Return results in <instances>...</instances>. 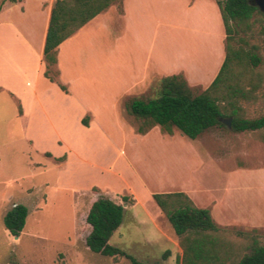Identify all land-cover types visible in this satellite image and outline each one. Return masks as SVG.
Returning <instances> with one entry per match:
<instances>
[{
  "label": "rangeland",
  "instance_id": "1",
  "mask_svg": "<svg viewBox=\"0 0 264 264\" xmlns=\"http://www.w3.org/2000/svg\"><path fill=\"white\" fill-rule=\"evenodd\" d=\"M174 1L143 0L141 10L129 12L126 26L63 49V68L55 65L51 74L58 71L66 90L44 77L45 61L39 77V45L26 52L9 34L0 36V264H133L86 246L85 215L101 195L118 202L128 197L113 244L145 264H182L179 237L152 193L148 197L152 189L182 185L226 228L223 238L235 250L246 251L254 236L264 239L262 133L236 132L227 125L206 129L195 139L159 125L141 133L140 120L127 110L133 97L148 99L160 90L161 78L155 77L127 92L131 70L138 69L150 47L171 69L179 63L176 47L193 38L168 23ZM251 22V30L240 33L244 39L233 43L261 57L260 85L252 98L239 100L240 114L255 118L264 115V13L254 14ZM215 67V62L191 64L203 79ZM187 81L195 93L211 83ZM89 112L97 114L93 125ZM194 152L203 156L197 159ZM15 203L29 208L18 238L3 222Z\"/></svg>",
  "mask_w": 264,
  "mask_h": 264
},
{
  "label": "trees",
  "instance_id": "2",
  "mask_svg": "<svg viewBox=\"0 0 264 264\" xmlns=\"http://www.w3.org/2000/svg\"><path fill=\"white\" fill-rule=\"evenodd\" d=\"M121 1L56 0L51 8L43 50L45 76L58 82V71L51 74L52 67L57 63L58 46L96 15ZM216 2L226 32V55L219 72L200 93H195L186 77L178 73L161 78L157 95L148 99H130L126 107L131 115L140 120L141 133L159 125L167 133L177 128L195 139L206 129L226 126V120L231 118L230 128L233 131H259L264 135V115L245 117L240 114L243 108L239 104L241 98H252L254 90L260 85L261 76L256 67L261 57L256 51H245L233 43L237 37L244 39L240 33L251 30L252 17L261 11L250 0ZM59 85L66 90L64 84ZM83 123L86 120L83 119ZM262 138L264 140V136ZM153 199L180 239L182 264H264V239L259 241L254 236L246 251L235 250L231 242L223 238L226 228L214 220L210 209L198 206L186 192H156ZM123 200L118 202L101 195L91 201L85 215V221L90 226L85 237L86 246L102 255L122 256L133 264H145L111 242V237L123 222L128 197L123 196ZM28 214L27 205L15 203L3 216L6 229L12 235H20Z\"/></svg>",
  "mask_w": 264,
  "mask_h": 264
},
{
  "label": "crops",
  "instance_id": "3",
  "mask_svg": "<svg viewBox=\"0 0 264 264\" xmlns=\"http://www.w3.org/2000/svg\"><path fill=\"white\" fill-rule=\"evenodd\" d=\"M31 1L0 0V36L3 39L5 35L9 34L14 41V46L18 47V50L26 48V52L35 50L36 46L39 45L40 65L38 66V75L40 77L41 74L43 75L44 69L43 50L51 8L56 0H35L34 8L30 7ZM142 1L122 0L121 3L111 5L108 9L99 13L83 25L72 36L64 40L57 48V63L55 65H57L59 71L63 68V62L60 59V54L63 49L77 45L85 38L97 41L102 37L104 31L114 32L117 28L126 26V19L128 18L129 12L134 9L141 10ZM174 5L175 10L172 13L171 20H168V23L176 30L190 32L193 38L188 45L184 46L180 44V46L176 47L174 52L177 55L179 63L171 69L164 68L166 66V59H157L154 56L152 47H150L145 53L146 56L143 60L137 62L138 69L131 70L133 71L130 77L132 79L128 85L127 92H131L136 86L146 84V82L148 83L151 78L155 77L162 78L167 75L182 73L190 81L197 80L198 82L208 83L212 82L219 72L226 55V32L220 7L216 0H175ZM165 21L167 22L163 18L159 20L161 23ZM0 44L2 43L0 42ZM210 62H215L216 67L208 79H203L200 75L194 74L196 68H191V64H207ZM44 77L46 76L44 75ZM46 78L49 79L48 77ZM63 84L67 86L65 83ZM89 113L93 116L91 123L93 125L97 120V114ZM83 119L86 120V116ZM84 124L88 126V124ZM194 154V157L199 159L201 153L194 152ZM201 155L203 156V154ZM200 164L203 166V161ZM161 175L163 176V174ZM159 178L162 179L161 176ZM180 190L186 192L192 199H195L190 189L183 185L174 188L167 187L162 192H175ZM151 193L153 197V194L156 192L154 189L150 190L148 197L151 196Z\"/></svg>",
  "mask_w": 264,
  "mask_h": 264
},
{
  "label": "water",
  "instance_id": "4",
  "mask_svg": "<svg viewBox=\"0 0 264 264\" xmlns=\"http://www.w3.org/2000/svg\"><path fill=\"white\" fill-rule=\"evenodd\" d=\"M253 4L258 6V8L264 13V0H250ZM231 121L232 119L229 118L226 120L227 126L231 127ZM19 235H15L16 238H18Z\"/></svg>",
  "mask_w": 264,
  "mask_h": 264
},
{
  "label": "flooded vegetation",
  "instance_id": "5",
  "mask_svg": "<svg viewBox=\"0 0 264 264\" xmlns=\"http://www.w3.org/2000/svg\"><path fill=\"white\" fill-rule=\"evenodd\" d=\"M254 1V0H253Z\"/></svg>",
  "mask_w": 264,
  "mask_h": 264
}]
</instances>
